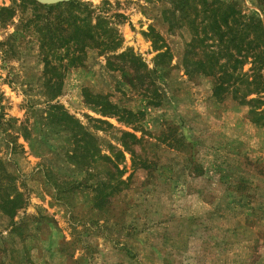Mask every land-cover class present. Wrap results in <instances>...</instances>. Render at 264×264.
Wrapping results in <instances>:
<instances>
[{
  "label": "rangeland",
  "instance_id": "obj_1",
  "mask_svg": "<svg viewBox=\"0 0 264 264\" xmlns=\"http://www.w3.org/2000/svg\"><path fill=\"white\" fill-rule=\"evenodd\" d=\"M79 1L110 16L112 54L141 65L107 67L109 53L91 47L65 67V50L47 56L39 39L66 12L0 0L13 10L0 23V264H264V127L247 112L264 93H249L251 57L231 47L243 60L232 74L244 76L214 96L232 60L224 28L211 29L212 0ZM225 1L264 26L263 2ZM44 56H58L55 75L42 74ZM84 91L132 117L101 113ZM124 132L138 140L127 139L132 154ZM99 183L111 194L97 205Z\"/></svg>",
  "mask_w": 264,
  "mask_h": 264
},
{
  "label": "trees",
  "instance_id": "obj_2",
  "mask_svg": "<svg viewBox=\"0 0 264 264\" xmlns=\"http://www.w3.org/2000/svg\"><path fill=\"white\" fill-rule=\"evenodd\" d=\"M179 0H176V2ZM261 3H264V0H259ZM21 3L24 5H31L32 7H41L46 12H50L53 9H63L66 12L65 16H57L50 22L49 25L43 27L44 31L40 34V47L43 48V52L45 54H50L53 51H56L59 48L65 50L63 54H65L66 60L64 66H71L73 63H81L83 57L85 56V51L88 48H96L99 53H109L105 58L107 67H116L119 64H115L113 60L116 58L127 59L131 64L141 65L139 59L129 52H120L118 54H112L115 49L118 47L120 39L117 35V32L112 26V21L109 17L103 14L104 11L96 9L90 6L88 3H82L79 0H68L65 2H58L54 4H40L34 0H21ZM259 4V3H258ZM205 5L209 6V17L208 20L212 24L211 29L215 33H220L222 31L224 41L226 43V61L232 60V64L226 65V70L221 73L218 72L216 76V84L213 89V94L219 100H222L223 97H220L221 92H227L226 83L235 84L237 80H241V77L244 76L243 73L239 75L237 73L232 74L233 72H237L238 64H241L243 60L232 59L231 47L235 49L237 55L241 54L243 58L251 57L250 62V74L248 84L250 86L249 93H264V83L261 80V76L259 74L260 69L264 70V26L262 25V20L257 16L256 13L251 12L248 15H243L240 13L239 9H237V4L235 1H225V0H212L209 3H205ZM259 6H262L259 4ZM115 18L122 19L123 16L121 14H112ZM13 16V10L10 7H0V23L3 24L7 19L9 20ZM230 20H232L230 24ZM31 22L34 23L36 27V32H38V19L34 18ZM155 36V34H154ZM231 41L234 42V45L231 44ZM239 55L238 57H240ZM45 57V58H44ZM43 57V68L42 74L46 75H55V71L58 70L59 64H54V60H59L58 56H55L52 60H49L46 56ZM210 62L214 61L215 58L212 56H208ZM113 59V60H112ZM123 61V60H122ZM199 66H203L202 62H198ZM62 65V64H61ZM230 66L228 69L227 67ZM122 67V66H120ZM123 68V67H122ZM202 71L205 69L202 67ZM211 75V73H208ZM252 75V76H251ZM235 93L236 90H233ZM57 92H52L48 90L45 94L48 98H52ZM248 92L242 95V98L245 95L249 94ZM85 100L87 103L96 105L99 107V110L103 114L108 115H117V117L125 122L132 117V113L128 110L117 108L114 104L110 103L100 94H91L87 91L83 92ZM262 99H260L261 101ZM253 101H258L257 99H253ZM259 101V102H260ZM245 103H249L250 100L244 101ZM263 102V100L261 101ZM260 102V103H261ZM248 113L252 122L259 123L264 127V105L261 107H256L254 105L249 104ZM54 108V107H51ZM119 113V114H118ZM54 112H52L51 116H54ZM58 119L63 120L67 125L71 127H77V124L74 120L71 119L65 113L57 114ZM72 129V127H71ZM77 135V134H76ZM73 136H75V132H73ZM78 136L83 137L85 141L91 140V137L85 132L81 131ZM127 139H131L132 143L137 142V138H135L132 134L124 132L121 135V145L127 149L131 154L132 150L129 148L127 144ZM76 141V140H75ZM130 141V143H131ZM73 154L70 158L74 157ZM73 160V159H71ZM111 188H108L107 185L99 183L95 185V196L94 203L99 205V203L105 199L109 194H111ZM16 200V197L8 200V203ZM13 209V207H12ZM4 211V210H3ZM7 215H11L7 212H4Z\"/></svg>",
  "mask_w": 264,
  "mask_h": 264
},
{
  "label": "water",
  "instance_id": "obj_3",
  "mask_svg": "<svg viewBox=\"0 0 264 264\" xmlns=\"http://www.w3.org/2000/svg\"><path fill=\"white\" fill-rule=\"evenodd\" d=\"M41 4H54L58 2L68 1V0H35Z\"/></svg>",
  "mask_w": 264,
  "mask_h": 264
}]
</instances>
